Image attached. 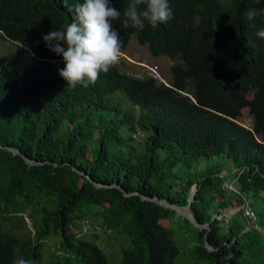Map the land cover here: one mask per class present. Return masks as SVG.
Segmentation results:
<instances>
[{"label": "trees", "instance_id": "trees-1", "mask_svg": "<svg viewBox=\"0 0 264 264\" xmlns=\"http://www.w3.org/2000/svg\"><path fill=\"white\" fill-rule=\"evenodd\" d=\"M127 2L112 0L121 12L113 22L121 52L133 36L150 57H166L167 83L113 67L95 84L72 88L58 74L62 57L42 41L71 22L63 0H0V35L37 60L25 71L0 67V219L35 211L30 235L20 238L0 226V264L19 257L40 264L49 235L58 237L63 253L52 264H107L93 243L80 238L82 221L128 238L119 264H173L178 249L159 222L171 211L140 196L185 207L192 185L197 190L188 209L198 225H207L192 227L195 264H264L262 235L244 231L240 210L227 221L217 219L216 210L208 213L212 194L241 204L251 193L262 204L254 214L264 227V39L255 35L264 14L246 17L250 8L264 9V0H168L173 18L143 30L123 27ZM115 92L137 107L136 127L110 98ZM243 109L250 130L236 123ZM135 128L144 136L139 153L122 151L121 143L132 140L121 133ZM179 154L191 161L217 155L231 160L237 193L224 194L217 175L208 174L201 182L184 180L178 198L177 178L166 179ZM215 180L218 186H212ZM207 190L212 194L206 196Z\"/></svg>", "mask_w": 264, "mask_h": 264}, {"label": "rangeland", "instance_id": "rangeland-1", "mask_svg": "<svg viewBox=\"0 0 264 264\" xmlns=\"http://www.w3.org/2000/svg\"><path fill=\"white\" fill-rule=\"evenodd\" d=\"M2 64H7L20 71H25L36 65L37 60L30 52L18 49L14 43L4 39L0 35V67ZM169 66L170 62L166 57H150L147 53L146 47L138 45L135 38L132 36L124 51L121 52L119 63L114 67L130 75L144 76L148 74L153 76V78L159 82L167 83L169 81ZM110 98L113 101L118 102L122 110H124V121L127 124L136 127L137 107L132 106L119 93L115 92L111 94ZM246 113V109L241 111V120L242 118H246ZM62 129L63 126L60 130ZM139 133L136 128L130 134L127 131H123L121 136L126 138L127 135H130L132 141L121 143V150L124 152L133 151L134 154H138L144 139V136ZM94 137H96V134H94ZM157 153L162 155V151H157ZM178 157L175 166L171 170L172 177L170 176L166 179V182L170 183L177 178L174 184L176 187L173 189V193H175L177 197L179 184L184 180L191 179L193 182H201V180L208 174L217 175L220 179V183L222 181H228L227 183L233 187V192L225 191L224 194L233 196L237 193V184L234 175L236 171L235 166L231 160L225 158L223 155L212 156L210 158H198L192 161L187 160L186 156L180 154ZM163 169H165V167ZM222 172L225 173L220 175ZM219 182L215 180L212 186H218L217 183ZM211 192L212 190H207L206 196L211 195ZM211 196L213 197V201L208 210L209 214L215 212V210L219 212L222 207L226 206V202L219 199L222 197L220 194H216V197L213 194ZM245 197L251 210L258 214L262 208L260 200L251 193L247 194ZM34 213L35 211L28 209L21 216H16L8 221L0 219V226L3 231H8L20 238L27 236L28 234L30 235L32 233L31 221ZM214 217L215 216H211V219ZM227 217L229 216L225 212L222 216L220 213L216 216L217 219ZM259 220L264 224V217H260ZM159 222L163 228L169 231L178 249V255L174 259L173 264H195L192 250L196 245V235L192 229L193 226L188 220L171 212L165 213ZM74 224H76L75 221L73 222V225ZM260 226L262 227L261 235L264 240V227L263 225ZM72 231L73 233L76 232L77 234H80L79 228L77 229L74 227ZM80 238L93 243L104 256L107 264H119L121 259L120 251L126 249L129 245L128 238L117 230H113L107 234L104 230L99 229L95 237L89 236L88 234H81ZM58 242V237L53 235H49L45 238L41 243L40 248V264H52L55 259L63 256V253L57 249Z\"/></svg>", "mask_w": 264, "mask_h": 264}, {"label": "clouds", "instance_id": "clouds-1", "mask_svg": "<svg viewBox=\"0 0 264 264\" xmlns=\"http://www.w3.org/2000/svg\"><path fill=\"white\" fill-rule=\"evenodd\" d=\"M71 22L63 30H54L42 37L45 46L62 57L64 67L59 76L68 86L87 88L95 84L102 73H108L120 61L121 40L113 22L121 12L112 0H63ZM264 9L250 8L246 12L254 21ZM123 27L143 30L145 25L156 27L173 18L168 0H128L123 12ZM254 26V25H253ZM255 35L264 39V27ZM15 264H37L34 259L19 257Z\"/></svg>", "mask_w": 264, "mask_h": 264}, {"label": "built area", "instance_id": "built-area-1", "mask_svg": "<svg viewBox=\"0 0 264 264\" xmlns=\"http://www.w3.org/2000/svg\"><path fill=\"white\" fill-rule=\"evenodd\" d=\"M146 76H150V75L146 74ZM236 123L239 126L246 128L248 130H250V128H251L250 120L247 117L242 118V120H241V118L236 119ZM260 141H261V139H260ZM220 188H221V190H224V191H232L233 190V187L229 183H226V182L221 183ZM239 210L241 213V218L243 219V221L246 225V228L252 229V230L261 234L262 229L257 225L256 216H255L254 212L251 210V208L249 207V204L245 199L243 200V203L240 205ZM79 225H80L81 233H84V234L94 235L98 231L97 227L89 224L87 221H82V222H80Z\"/></svg>", "mask_w": 264, "mask_h": 264}, {"label": "water", "instance_id": "water-1", "mask_svg": "<svg viewBox=\"0 0 264 264\" xmlns=\"http://www.w3.org/2000/svg\"><path fill=\"white\" fill-rule=\"evenodd\" d=\"M9 151H11L13 154H18L19 155V152L17 150H14V149H11V148H8ZM21 158L27 163V164H31V162H29L28 160H26L23 156H21ZM93 185L98 188V187H101L100 185L98 184H95L93 183ZM116 187V186H114ZM118 188V187H116ZM197 190V187L196 185H192L191 186V189H190V192L188 194V197H187V205L185 207H178L176 205H173V204H170L168 202H166L165 200H159L157 199L156 197H145V196H140V198L142 200H145V201H149V202H153L155 203L156 205H159L161 207H164L168 210H170L171 212H173L175 215H178L180 217H183L185 219L188 220V222L196 229L200 230V229H203V228H206L207 225H203V226H200L198 225L195 220L193 219V216L192 214L190 213V211L188 210V206L189 204L193 201L194 199V195H195V192ZM122 194L123 196H131V195H138L137 193H130V194H127L125 193L124 191H122ZM203 247L207 250V251H212V248L208 246V244L206 243V241L204 240L203 242Z\"/></svg>", "mask_w": 264, "mask_h": 264}, {"label": "crops", "instance_id": "crops-1", "mask_svg": "<svg viewBox=\"0 0 264 264\" xmlns=\"http://www.w3.org/2000/svg\"><path fill=\"white\" fill-rule=\"evenodd\" d=\"M225 172H222L220 175H223ZM228 182V181H222L221 183ZM227 192V191H226ZM220 200L226 202V206L222 207L219 211L220 215L222 216L223 213L225 212L229 217L224 218V221H227L230 217H232L237 211L240 209V205L238 204L237 201L234 198H230L227 200H224V198H219ZM240 220L242 221L241 217ZM243 222V221H242ZM247 228L244 229L246 231Z\"/></svg>", "mask_w": 264, "mask_h": 264}]
</instances>
